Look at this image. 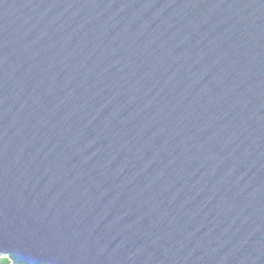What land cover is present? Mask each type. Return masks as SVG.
<instances>
[{
    "label": "water",
    "instance_id": "95a60500",
    "mask_svg": "<svg viewBox=\"0 0 264 264\" xmlns=\"http://www.w3.org/2000/svg\"><path fill=\"white\" fill-rule=\"evenodd\" d=\"M264 264V0H0V260Z\"/></svg>",
    "mask_w": 264,
    "mask_h": 264
},
{
    "label": "trees",
    "instance_id": "16d2710c",
    "mask_svg": "<svg viewBox=\"0 0 264 264\" xmlns=\"http://www.w3.org/2000/svg\"><path fill=\"white\" fill-rule=\"evenodd\" d=\"M0 264H12V262L7 257H3L0 260Z\"/></svg>",
    "mask_w": 264,
    "mask_h": 264
}]
</instances>
